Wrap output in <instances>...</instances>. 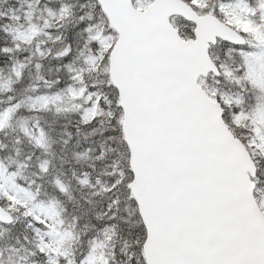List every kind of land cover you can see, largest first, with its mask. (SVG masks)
<instances>
[{
  "label": "snow or ice",
  "instance_id": "obj_1",
  "mask_svg": "<svg viewBox=\"0 0 264 264\" xmlns=\"http://www.w3.org/2000/svg\"><path fill=\"white\" fill-rule=\"evenodd\" d=\"M0 264H264V0H0Z\"/></svg>",
  "mask_w": 264,
  "mask_h": 264
}]
</instances>
